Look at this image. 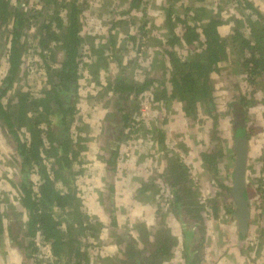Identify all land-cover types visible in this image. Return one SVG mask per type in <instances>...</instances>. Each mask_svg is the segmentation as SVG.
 <instances>
[{
  "label": "trees",
  "instance_id": "1",
  "mask_svg": "<svg viewBox=\"0 0 264 264\" xmlns=\"http://www.w3.org/2000/svg\"><path fill=\"white\" fill-rule=\"evenodd\" d=\"M30 1L0 0V66L2 63L6 65L5 73L0 76V134L18 169L14 188L19 198L20 216L27 217L24 222H10L7 233L12 238L16 228H23L26 242L18 245L23 247L21 254L25 264H31L36 239L49 246L53 257L49 264H88L91 245L86 244L87 238H96L104 228L97 217L84 213L83 201L75 187L76 178L82 175V167L87 161L89 163L86 157H89L90 150L86 143L89 140L80 136L82 127L77 119L81 52L87 44L81 33V16L88 0H39L34 4ZM126 1L128 10L119 14L120 18H115L107 32L109 47L104 58L107 62L117 54L114 48L119 37L112 33L113 29L121 24L128 25V19H145L136 26L135 32L125 34L121 39L132 42L138 48V56H146L142 47L149 32L145 11L148 0ZM178 1L181 0H167L163 6L164 18L160 27L165 30L161 32L166 33L160 43L163 50L152 63L148 62L147 55L148 68L141 81L134 79V74L128 70L132 60L125 66L122 64L121 70L112 74L104 84L97 81L102 88L97 98L107 96L113 102L108 113L111 121L107 122V134L103 136L106 154L100 155L104 154L103 164L113 175L118 166L120 144L128 141L132 133L131 124L135 122L132 112L140 109V97L149 92L153 102L182 104L189 119H197L201 106L204 117L212 121L215 136L218 114L212 75L220 72L222 64L231 60L232 55H237L231 63L241 69L250 91L234 96L228 102L233 147L224 149L219 145L217 150L215 147L210 152H201L200 156L205 170L216 176L220 159L225 152H230L232 168L226 179L231 185L221 184L220 187L231 199V202H223L225 214L238 222V235L243 239L249 229L242 228L236 215L232 197L233 174L238 152L244 144L248 148L251 137V126L246 124L250 104L247 97L259 87L264 89V11L250 0H230L238 14L229 13L224 19L221 10L209 12L203 4L205 0H194L193 5L183 11L174 5ZM139 11L142 16L137 18ZM226 25L229 30L222 34L221 28ZM177 48H184L188 54L179 55ZM98 49L101 48L95 43L87 47L92 60ZM30 56L38 57L34 61V66L40 70L38 80L29 76L31 65L27 66L26 60ZM91 62L89 66L92 67L94 61ZM165 73H169L170 78H165ZM94 75L99 77L97 70ZM158 137L159 142L164 141V134L159 130ZM169 167L162 175V181L170 190V211L181 222L184 264H201L205 248V208L198 193L196 196L188 185L187 168L178 160ZM35 175L39 176L38 182L32 179ZM114 187L115 183L111 182L109 204L114 201ZM153 187L144 182L137 194L144 195ZM249 188L247 185L248 200ZM110 207V225L121 230L114 205ZM217 210L214 203L215 218ZM5 229L0 207L2 243ZM162 230L156 231L158 235L153 234L154 238L151 230L139 223L124 235L120 232L117 235L120 248L115 262L164 264L173 256L177 240L170 236L168 229Z\"/></svg>",
  "mask_w": 264,
  "mask_h": 264
},
{
  "label": "rangeland",
  "instance_id": "2",
  "mask_svg": "<svg viewBox=\"0 0 264 264\" xmlns=\"http://www.w3.org/2000/svg\"><path fill=\"white\" fill-rule=\"evenodd\" d=\"M166 1L148 0L145 6L146 18L149 19L147 29L149 32L144 38L145 44L142 50L146 52V56L142 54L138 56L136 54L138 48H135L129 40L124 42L121 39L125 34L135 32L136 26L138 27L139 23L144 22L145 19L132 21L128 19V25L121 24L113 29L112 33L119 37L114 48V52L117 53L115 58L110 62L104 60L109 47L107 32L113 26L115 18H120L119 14L128 10V1L88 0L81 16L83 23L81 33L86 38V46L89 48L90 44L95 43L96 47L101 48L98 49L93 60L86 46L81 52L82 76L79 80L77 98L78 125L82 127L80 136L86 141L89 140L86 143L90 150L89 157L85 156L89 163L87 161V164L82 167V175L76 178L75 187L83 201L84 213L97 217L104 224L103 230L96 234V238L89 236L90 234L86 235L89 236L86 244L91 245L88 264H103L102 260L105 264H117L115 261L120 248L117 235L120 232H122L121 235L128 233V230H132L135 224L139 223L148 227L154 238L158 235L156 231L168 229L170 236L177 240V245L174 248L172 246L173 256L164 264H184L181 222L170 211L171 206L168 204V200L171 199L170 190L162 181L164 172L177 160L187 168L188 185L193 193H198L199 200L205 208L203 212L205 248L201 264H264V179H262L264 89L261 90L259 87L258 91L247 97L250 104L247 109L246 124L248 127L251 126L252 131L248 141L246 171V184L250 186L249 230L243 239L238 235V222L225 214L223 202H231V199L224 195L225 191L220 187L221 184L231 185V181L226 179L232 168L229 160L230 152L228 151L227 154L225 152L224 157L220 159L216 176L205 170L200 156L201 152H210L219 145L224 149L233 147L231 116L227 112L228 102L234 96L250 91V86L246 77L241 74V69L231 63L237 59V55H232L231 60L222 64V70L212 75L218 114V128L215 136L211 128L212 121L204 117L201 106L197 119H189L182 110V104L173 101L153 102L152 94L149 92L140 97V109L132 112L135 119L130 128L132 133L128 141L123 138L124 141L120 144L118 166L113 175L111 170L109 171L103 164L104 154L100 155V153L106 154L107 147L103 136L107 134V122L111 121L108 113L112 109L113 102L107 96L97 98L102 89L97 81L104 84L112 74L121 70L122 64L125 66L130 60L132 65L130 64L128 70L134 74V79L141 81L145 77L148 68V63L145 62L147 55L148 62L152 63L156 55L159 56L163 50L160 43L166 33H162L161 31L165 32V30H160V27L163 23V6ZM229 1L205 0L203 4L209 12L218 13L221 10L224 19H227L229 13L238 14ZM250 1L264 11V0ZM36 2L39 0L30 1L31 4ZM193 3L194 0H181L174 5L178 10L183 11L185 7H191ZM141 16L142 13L139 11L136 17ZM221 29L222 34H225L229 26H223ZM177 52L181 56L188 54L184 48H177ZM37 59L38 57L30 56L26 60V65H31L29 76L38 80L40 70L34 66V61ZM91 61H94L92 67L89 66ZM96 70L99 77L94 75ZM5 71L6 65L2 63L0 76ZM162 73L160 71L161 75ZM163 76L170 78L169 73ZM10 97L11 95L8 98ZM158 130L164 134L162 142L158 140ZM127 133L128 130L126 135ZM17 171L12 160V153L0 134V207L6 228L3 235L4 242H0V264H25L21 254L23 247L18 245V243L26 242L23 228H16L15 236L12 238L7 233L10 222L27 220V217L20 216L19 198L14 188ZM32 179L38 182L39 176L35 175ZM111 182L115 183L112 204L116 210L118 228L121 230L110 225L112 204H109L107 200ZM144 182L154 187L144 195H138L137 190ZM214 203L217 204L218 209L216 218L212 211ZM190 222L194 221L190 220ZM33 248L35 251H33L31 264H49L53 261L49 246L44 245L39 239H36V245ZM107 259L111 260L107 261Z\"/></svg>",
  "mask_w": 264,
  "mask_h": 264
},
{
  "label": "water",
  "instance_id": "3",
  "mask_svg": "<svg viewBox=\"0 0 264 264\" xmlns=\"http://www.w3.org/2000/svg\"><path fill=\"white\" fill-rule=\"evenodd\" d=\"M247 145L244 144L238 152V158L233 174L232 197L236 204V215L244 230L247 229L249 221V201L247 197L246 171L248 161Z\"/></svg>",
  "mask_w": 264,
  "mask_h": 264
},
{
  "label": "flooded vegetation",
  "instance_id": "4",
  "mask_svg": "<svg viewBox=\"0 0 264 264\" xmlns=\"http://www.w3.org/2000/svg\"><path fill=\"white\" fill-rule=\"evenodd\" d=\"M248 215H249V213H248ZM247 228H248V226H247Z\"/></svg>",
  "mask_w": 264,
  "mask_h": 264
}]
</instances>
